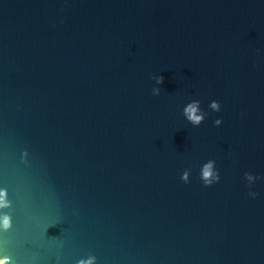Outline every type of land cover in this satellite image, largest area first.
I'll return each mask as SVG.
<instances>
[{
  "label": "water",
  "instance_id": "obj_1",
  "mask_svg": "<svg viewBox=\"0 0 264 264\" xmlns=\"http://www.w3.org/2000/svg\"><path fill=\"white\" fill-rule=\"evenodd\" d=\"M0 192L6 264H264V0H0Z\"/></svg>",
  "mask_w": 264,
  "mask_h": 264
},
{
  "label": "clouds",
  "instance_id": "obj_2",
  "mask_svg": "<svg viewBox=\"0 0 264 264\" xmlns=\"http://www.w3.org/2000/svg\"><path fill=\"white\" fill-rule=\"evenodd\" d=\"M163 80H164L163 76H159V77L156 78V82L158 84L163 83ZM154 93L158 95L159 94V89L154 90ZM198 104H199L198 101L190 103L184 109V112H185V115H186L187 119L189 121H191L194 125H199L201 120L203 119L202 115H197ZM211 106L213 108H217L218 107V105H217V103L215 101L212 102ZM220 122H221L220 119H217L215 121V124L218 125V124H220ZM210 170H211V164L205 165V167L203 169V178H204V183H205L206 186L211 184V181L208 179V177L211 175V171ZM182 179L185 182H188L187 173L184 174ZM217 179H219V177H217ZM4 195H6V192H0V204L6 203V201L3 200V196ZM3 224H4L5 228H7L10 225V218L8 216L4 217ZM6 259L7 258L0 259V264H6ZM94 259H95L94 257H91L87 261H81L80 264H93Z\"/></svg>",
  "mask_w": 264,
  "mask_h": 264
}]
</instances>
